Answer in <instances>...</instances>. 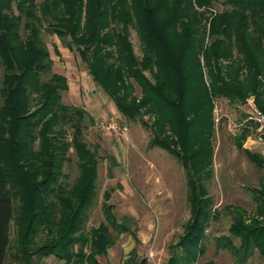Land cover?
I'll return each mask as SVG.
<instances>
[{
    "label": "trees",
    "instance_id": "1",
    "mask_svg": "<svg viewBox=\"0 0 264 264\" xmlns=\"http://www.w3.org/2000/svg\"><path fill=\"white\" fill-rule=\"evenodd\" d=\"M216 1L0 0V264H39L48 257L99 264L119 236L133 233V218H116L108 192L103 221L84 231L96 197L98 158L84 139L87 111L62 103L69 86L65 76L51 73L42 33L78 55L120 118H152L149 147L182 165L191 208L166 264H196L205 255L207 228L219 217L202 183L212 170L214 102L242 105L253 97L264 114V0H224L226 8L211 18L205 34V16L195 7ZM130 29L139 39V58ZM249 133L242 131L236 148L264 169V155L243 147ZM70 151L78 169L72 184L63 174ZM251 197L253 213L229 207V234L214 239L234 264H246L255 253L264 264V177Z\"/></svg>",
    "mask_w": 264,
    "mask_h": 264
},
{
    "label": "rangeland",
    "instance_id": "2",
    "mask_svg": "<svg viewBox=\"0 0 264 264\" xmlns=\"http://www.w3.org/2000/svg\"><path fill=\"white\" fill-rule=\"evenodd\" d=\"M42 1L36 0V3L40 4ZM223 1L217 0L209 8L195 7L205 16L202 20L205 34L211 18L226 8ZM42 39L53 60L51 73L61 74L67 79L69 89L62 93V103L87 109L89 116L84 122V139L98 158V180L96 197L88 212L84 231L88 233L103 221L101 207L106 192L110 195L108 203L113 206L116 218L119 220L127 216L134 220L131 227L133 233L119 236L107 255L97 258L98 263L166 264L184 234L185 225L191 220L185 170L163 149L149 147L153 136L150 128L152 118L144 114L135 121L120 118L112 101L92 82L86 64L78 55L69 51L65 43L55 36L42 33ZM130 41L134 54L141 57L140 43L134 29H130ZM208 42V37H205V44ZM2 76L3 69L0 66V86ZM48 78L49 74L43 80ZM134 94L141 96L140 89L135 84ZM250 101L256 107L253 97L247 98L242 105L231 104L225 99L214 102L212 170L202 183L212 200L213 210H216L219 217L207 228L204 241L206 253L196 264L208 261L234 264L229 252L216 250L214 239L229 234L233 217L227 211L229 207H240L248 213L254 211L251 190L260 187L264 169L251 163L235 145V140L240 138L242 131L248 129L250 133L243 141V147L260 156L264 155V142L257 140L254 123L249 119ZM97 109L100 113L95 114ZM111 116L120 118L126 124L128 132L125 136L100 128V124ZM68 156L70 161L65 162L63 174L67 176L65 182L72 184L78 176V169L72 151ZM15 231L12 224V243ZM234 242L238 245L236 239ZM260 263V257L255 253L246 264ZM39 264L64 263L48 257Z\"/></svg>",
    "mask_w": 264,
    "mask_h": 264
},
{
    "label": "built area",
    "instance_id": "3",
    "mask_svg": "<svg viewBox=\"0 0 264 264\" xmlns=\"http://www.w3.org/2000/svg\"><path fill=\"white\" fill-rule=\"evenodd\" d=\"M249 119L254 123V133L259 142H264V114L258 110L252 101L249 102ZM100 128L118 136H125L128 128L116 116H111L100 124Z\"/></svg>",
    "mask_w": 264,
    "mask_h": 264
},
{
    "label": "crops",
    "instance_id": "4",
    "mask_svg": "<svg viewBox=\"0 0 264 264\" xmlns=\"http://www.w3.org/2000/svg\"><path fill=\"white\" fill-rule=\"evenodd\" d=\"M88 77V79H89V76H87ZM114 106V105H113ZM114 108H115V106H114ZM87 110V109H86ZM115 110H116V108H115ZM117 112V111H116ZM94 113L95 114H98V113H100V110L99 109H97V110H95L94 111ZM118 113V112H117ZM114 115V114H113ZM51 258H53V257H51ZM46 259V258H45ZM55 259V258H54ZM58 261V260H57ZM58 262H62V263H64V264H66L64 261H58Z\"/></svg>",
    "mask_w": 264,
    "mask_h": 264
}]
</instances>
